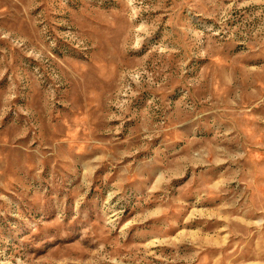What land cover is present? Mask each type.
<instances>
[{"label":"rangeland","instance_id":"obj_1","mask_svg":"<svg viewBox=\"0 0 264 264\" xmlns=\"http://www.w3.org/2000/svg\"><path fill=\"white\" fill-rule=\"evenodd\" d=\"M0 264H264V0H0Z\"/></svg>","mask_w":264,"mask_h":264}]
</instances>
